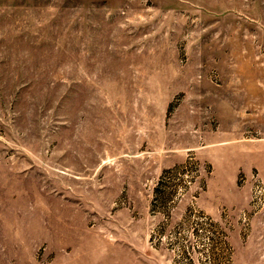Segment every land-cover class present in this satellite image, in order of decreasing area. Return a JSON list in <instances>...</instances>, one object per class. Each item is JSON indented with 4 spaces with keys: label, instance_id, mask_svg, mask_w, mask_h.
Here are the masks:
<instances>
[{
    "label": "rangeland",
    "instance_id": "374dc122",
    "mask_svg": "<svg viewBox=\"0 0 264 264\" xmlns=\"http://www.w3.org/2000/svg\"><path fill=\"white\" fill-rule=\"evenodd\" d=\"M0 264H264V0H0Z\"/></svg>",
    "mask_w": 264,
    "mask_h": 264
}]
</instances>
